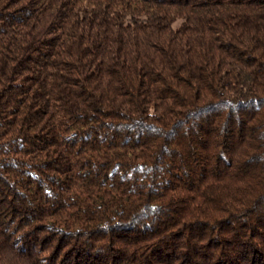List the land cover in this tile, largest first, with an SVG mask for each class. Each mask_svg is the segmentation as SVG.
<instances>
[{
	"label": "trees",
	"instance_id": "16d2710c",
	"mask_svg": "<svg viewBox=\"0 0 264 264\" xmlns=\"http://www.w3.org/2000/svg\"><path fill=\"white\" fill-rule=\"evenodd\" d=\"M0 264H264V0H0Z\"/></svg>",
	"mask_w": 264,
	"mask_h": 264
}]
</instances>
